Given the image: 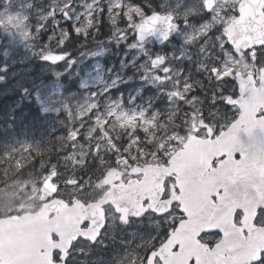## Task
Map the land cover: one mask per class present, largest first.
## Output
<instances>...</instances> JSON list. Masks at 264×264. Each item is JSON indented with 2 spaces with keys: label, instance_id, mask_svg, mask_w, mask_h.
I'll return each instance as SVG.
<instances>
[{
  "label": "snow or ice",
  "instance_id": "1",
  "mask_svg": "<svg viewBox=\"0 0 264 264\" xmlns=\"http://www.w3.org/2000/svg\"><path fill=\"white\" fill-rule=\"evenodd\" d=\"M30 10L25 3L21 15L0 16V27L24 39L47 34L43 52L53 61L64 58L73 32L87 38L105 14L117 39L136 31L143 40L158 29L167 36L182 19L185 43L198 47L200 78L150 58L140 71L167 90L163 117L118 103L101 111L93 99L71 111L81 118L78 128L24 149L42 158L39 173L22 180L24 156L9 159L0 169V264H68L73 250L82 251L77 245L94 243L110 220L143 216L166 230L123 264H264V0H198L195 9L181 12L178 4L163 13L152 0H60L34 10L29 28ZM193 12L203 16L198 26ZM218 104L234 109L231 120ZM85 116L94 121L86 132ZM53 153L54 163L44 161ZM26 199L39 200L34 215L67 213L68 223L43 236L30 226L25 235ZM211 230L214 243L205 238Z\"/></svg>",
  "mask_w": 264,
  "mask_h": 264
},
{
  "label": "rangeland",
  "instance_id": "2",
  "mask_svg": "<svg viewBox=\"0 0 264 264\" xmlns=\"http://www.w3.org/2000/svg\"><path fill=\"white\" fill-rule=\"evenodd\" d=\"M29 1L31 0H6L3 3H0V16L10 15L16 17L21 15L23 5L25 3H32L34 5V9L39 10L41 13L43 12L42 9L45 10L46 7L48 8L50 6L55 7L60 3V0ZM179 2L180 0L171 2L169 7H174ZM184 4L185 7L180 10L181 12L195 9L198 5V0H188ZM16 7H18V11L15 13L12 12V10H14ZM24 18L27 20V16ZM37 18L38 17H35L33 22L28 25L29 28L34 25V23L37 21ZM119 26L121 28H125L126 22L120 23ZM90 31L91 34L90 36L87 35L86 43L80 47V49H83L86 45L89 47L86 50V54H81L78 57L74 56L68 63H63L59 66H56V68L43 66L38 70L36 67L34 71L31 70L29 73H25L28 77L29 75H36L38 78L41 76L50 77L44 83H35V88L33 89L21 82V79L19 78V71H21V68H25L22 66H25L29 57L35 58V55H39L41 52H43L44 47L47 46L49 36L45 41H42V39L38 38L37 34H33L29 38L24 39L19 37V30L10 27H0V33L5 38L4 44L0 47V94L5 92L11 93L15 91V89H18L19 86H22L24 94H28L32 91L35 93L37 103L41 106L43 105L44 98L54 100L57 104L54 115H58L60 107L69 109L70 125L68 130L72 127L78 128L80 125L81 118L73 120L70 116L73 109H77L86 103L92 102L93 99L101 111L106 105L115 104V94L112 92L113 88L115 87L112 71L114 54L118 56V59H120V56L122 59L127 57V59L124 60L126 64L131 66L136 63L137 68L139 69L149 60L151 55L148 54V52H146L141 46L136 45V47H132V45H135L134 41L131 42V40H133L132 35L134 31H129L127 35L123 36V38L117 39L113 36V29L111 26L108 28V36L102 40L104 42L103 46H101L102 42L99 43L100 41H96V39L93 38L92 29ZM96 31L97 28L93 30L94 34ZM188 31L189 30L186 29V33ZM105 32L106 30H104V33ZM181 32L177 35L176 39L169 44L170 49L177 55L178 61L170 62L168 65L170 68L180 71L183 75L196 79L198 77L194 75V71L199 75L197 72V64L199 59L198 47L195 44L185 43L186 33L182 34ZM90 37L93 39H90ZM105 48L108 49L106 50ZM108 53L113 54V56L111 57V55ZM86 60L87 63H85ZM15 63H18L17 67L21 68H17ZM105 75H107V78ZM63 76H65L68 81H74L73 83H75L76 79L79 81V85L82 87V89H88H86L84 92L75 89L66 90L64 88V84L62 83ZM76 87L78 86L76 85ZM162 97L170 105L166 89L162 92ZM140 108L145 109L149 115L157 113L155 110H150V106L140 107L139 105H128L126 108H124V110H135ZM220 114L224 115V117L228 120L231 119V115L224 112V110H222V113L220 111ZM82 119L85 121V128L82 129V131L86 132L88 125L94 121L89 120L87 116L83 117ZM21 120H24V118H17V122H15V124L18 125ZM60 121L65 122L64 119H61ZM46 123H48L49 128L55 127V123L51 120H47ZM25 124H33L32 119L27 121ZM7 129H10V127H7ZM0 130L2 134L5 133L3 127H0ZM46 130L48 129L46 128ZM23 131V136H25L28 133L27 128H24ZM19 151L20 156L12 154L15 153V150H12V152L9 150L0 151V169L7 168L9 165V159L12 157L20 159V157L23 155L24 159H21L22 167L19 170L20 179H28L30 174L39 173L41 171L42 158H39L37 161L33 162V154H31V157L29 158V154L24 153V149H19ZM54 157L55 153L53 154L52 161L49 160L48 156L44 158V161L49 164L54 163ZM15 178L16 177L14 175L8 177L9 181ZM3 180L4 176L2 171H0V181ZM23 203L25 209L32 210L38 207L39 200L26 199ZM0 211H3V209H0ZM154 219L156 218L153 217L150 219L148 216H145L136 223L133 222L129 225L121 223L118 220H110L108 227V238H110V241L106 244V248H104L103 252L100 254L99 262L101 264H123V260L128 254L134 251H140L138 246H140L145 240L149 239L150 237H154L166 230V226L163 225V221H161L162 227H154L152 223V220ZM115 228H120L122 230V237L118 240L115 239ZM111 235L114 237H111ZM208 237L213 240L217 238L214 234H210Z\"/></svg>",
  "mask_w": 264,
  "mask_h": 264
},
{
  "label": "flooded vegetation",
  "instance_id": "3",
  "mask_svg": "<svg viewBox=\"0 0 264 264\" xmlns=\"http://www.w3.org/2000/svg\"><path fill=\"white\" fill-rule=\"evenodd\" d=\"M31 6H34V5L31 3ZM42 11L43 12L47 11V7L45 8V10L42 9ZM63 26L69 27L67 25H63ZM37 35H38V38L42 39V41H45L47 39V37H48L47 34H37ZM79 39H80V36H77V40H79ZM65 52L68 54V59H69L68 61H70L71 58L73 57L72 54L74 52V49H73V36L68 41V43H67V45H66V47L64 49V53ZM32 61H35V59L32 58ZM36 65L37 64H32L31 66H36ZM133 219L136 221V219H138V218H133ZM130 222L127 223L126 225H129ZM108 227H109V224H107L103 228V231H101L99 233L98 239L94 243L83 241L79 245H77V247L81 248L82 251L73 250V252L69 256L68 264H101L99 262L100 254L103 252V249L106 248V244L110 241V238H108ZM121 232H122V230L120 228H115L114 233H115V239L116 240H118V239H120L122 237V235H121L122 233ZM210 234L216 235L215 232L208 233L205 238L208 239L209 242L214 243L215 240H213V239L208 237ZM126 236H128V235H126ZM111 237H114V236L111 235Z\"/></svg>",
  "mask_w": 264,
  "mask_h": 264
},
{
  "label": "water",
  "instance_id": "4",
  "mask_svg": "<svg viewBox=\"0 0 264 264\" xmlns=\"http://www.w3.org/2000/svg\"><path fill=\"white\" fill-rule=\"evenodd\" d=\"M148 35H149V34L145 35V37H147ZM145 37H144V38H145ZM137 38H138L139 40H141V39L139 38V34H138V32H137ZM144 38H143V39H144ZM62 215H63V217H67L68 214H67V213H61V216H62ZM62 225H64L63 222H62ZM212 231H213V230H212Z\"/></svg>",
  "mask_w": 264,
  "mask_h": 264
}]
</instances>
